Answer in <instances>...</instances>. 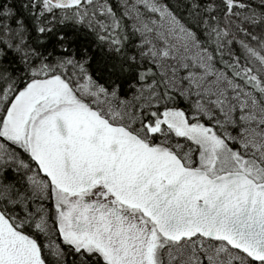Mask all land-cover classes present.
<instances>
[{
	"label": "snow or ice",
	"instance_id": "obj_1",
	"mask_svg": "<svg viewBox=\"0 0 264 264\" xmlns=\"http://www.w3.org/2000/svg\"><path fill=\"white\" fill-rule=\"evenodd\" d=\"M0 264H264V0H0Z\"/></svg>",
	"mask_w": 264,
	"mask_h": 264
}]
</instances>
